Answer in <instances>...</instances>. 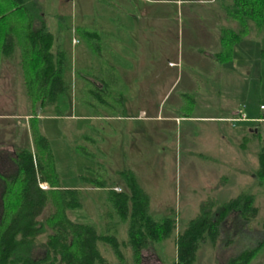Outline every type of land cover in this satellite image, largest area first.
<instances>
[{"label": "rangeland", "instance_id": "1", "mask_svg": "<svg viewBox=\"0 0 264 264\" xmlns=\"http://www.w3.org/2000/svg\"><path fill=\"white\" fill-rule=\"evenodd\" d=\"M38 1L49 29L52 32L64 29L61 41L68 57L63 79L68 90L57 96L60 111L30 103L18 68V49L6 57V69L14 73L16 82L5 86L10 94L0 96V124L14 121L18 126L13 130L0 128V172L13 169L11 155L17 146L11 148L10 139L33 149L28 118L37 113L39 128L47 137L53 154L58 184L79 190L80 207L67 209L66 214L76 221L92 222L98 230L104 221L115 218L104 202L106 189L78 180V174L86 172V165H96L91 157L73 149V144L78 142L85 144L108 177L119 181L115 171L130 168L148 195L149 213L153 217L174 218L172 232L143 250L141 259V264H170L175 254V233L188 218L198 213L199 204L207 199L221 202L240 191V188L231 190L227 185L221 188L217 178L222 172L239 171L242 167L231 153L238 151V127L230 129L229 133L214 131V127L228 122L200 117L193 120V112L198 116L222 114L233 108H241L248 116L262 112L258 111V103L264 99V30H249L233 44L231 56L218 61L209 51L214 50L209 47L213 46L211 37L200 35L202 30L194 26L193 33L191 31L189 22L192 23L193 18L186 15V10L193 9V3L148 2V11L142 13L135 5L137 14H131L122 11L131 0ZM235 24L236 30L238 23ZM75 25L93 26L113 35V38L103 37L101 45L102 60L107 66L104 77L114 78L115 72L126 89L122 104L111 110H92L80 101L83 79L76 75L75 69L91 67L94 73H99L101 62L75 33ZM197 47L199 50H195ZM3 59L0 55V65ZM189 75L194 78L190 80ZM9 112L13 113L9 116ZM130 112H138L142 119H128L126 115ZM162 114H168L169 119H159ZM241 114L244 115L239 112L233 117ZM88 122L100 127H96L97 133L93 135L96 146L79 137L84 123ZM231 122L237 124L240 120ZM261 122L264 128V121ZM127 124L137 136L133 135V130H130L131 135L130 131L125 132ZM110 128L118 129L113 145ZM228 134L232 135L231 141ZM227 141L235 145L229 152L222 147ZM236 179H232L230 185ZM122 186L119 182L113 187ZM251 192L258 208L255 217L240 223L235 213H230L215 241L206 239L200 243L191 264L223 262L240 246L263 236L264 194L260 186H253ZM52 208L46 203L38 218L45 217ZM48 231L46 229L45 233ZM45 233L36 239L34 256L43 252ZM116 235L118 239L126 238L124 224L118 227ZM97 246L109 264H115L109 247L101 242ZM122 251L130 262L129 248ZM253 261L264 263V248Z\"/></svg>", "mask_w": 264, "mask_h": 264}, {"label": "trees", "instance_id": "2", "mask_svg": "<svg viewBox=\"0 0 264 264\" xmlns=\"http://www.w3.org/2000/svg\"><path fill=\"white\" fill-rule=\"evenodd\" d=\"M224 11L238 23V28L221 29L220 49L212 56L218 61L229 58L233 44L249 30H264V0H231ZM73 29L101 62L99 73H94L91 67L75 69L76 75L83 79L80 101L92 110H111L122 104L126 88L119 76L114 72V78L104 77L107 66L102 60L101 45L103 37L110 34L89 25H75ZM63 31L61 28L53 33L49 29L38 0H0V55L9 56L18 49L22 81L30 103L55 111L61 110L57 96L68 90L63 79L68 57L61 41ZM256 117H264V113ZM39 119L37 113L28 118L33 149L13 148V169L0 172V264H109L98 249V242L109 247L115 264H141L142 251L172 232L174 218L169 215L155 218L149 213L148 195L130 168L116 170L119 180L116 181L98 166L97 158L85 144L77 142L73 149L96 163L86 165V172L79 173L78 180L106 189L104 202L115 218L104 221L99 230L92 222L71 219L66 210L80 207L79 190L58 184L53 154L47 137L39 128ZM249 122L253 128L251 136L257 141L252 184L221 202L202 201L198 213L176 231L175 254L170 264H191L200 243L206 239L214 242L230 213H235L240 223L249 222L257 214L251 191L253 186H260L264 194V128L261 121ZM96 133V127L88 122L84 123L79 137L96 146L93 136ZM41 182L47 187L42 188ZM119 182L123 186L117 190L113 186ZM46 203L52 205V210L38 218ZM122 224L126 238L118 239L116 233ZM262 224L264 226V219ZM46 229L49 231L45 233ZM43 233V252L34 256L36 239ZM126 247L130 250V262L122 251ZM263 248L264 234L253 243L240 246L217 264H264L253 261Z\"/></svg>", "mask_w": 264, "mask_h": 264}, {"label": "crops", "instance_id": "3", "mask_svg": "<svg viewBox=\"0 0 264 264\" xmlns=\"http://www.w3.org/2000/svg\"><path fill=\"white\" fill-rule=\"evenodd\" d=\"M131 1L132 2H128L126 4L129 8L125 7L124 8L125 10H122V11H124L126 13H131V14L136 13L137 14V10L135 8V5H136V6H138V11H141L142 13H144V12L148 11V2H153V3L165 2V1L172 2L173 0H131ZM175 1L176 2H178V1L182 2L183 1V2H189V3L195 4V7H193V9L186 10L187 11L186 15L192 16L191 18H193V20H191L192 23H190L188 20L189 25H192L190 27L192 33H193V26H194L195 28L202 30V33L200 35L205 36V37L206 36L211 37L210 44H212L213 46H210L209 44L208 45L210 48H214V50L212 51L211 49L210 50L208 48L207 49L210 52H212V55L220 49V43L218 40V36L220 34L221 29L225 27V28H230V29L235 30L234 26H236V24H235L236 22L233 23L234 20L228 18L225 14V11H224V7L230 5L231 0H175ZM201 4H206V5L203 6ZM229 24H232V26H229ZM112 36L113 35L110 33V37H112ZM214 41H215V44H213ZM195 50H199V47L195 48ZM2 57H4V59L2 60V63L0 65V67H1L0 68V73H1L0 74V91H1L0 96H5L6 94L11 93V92H9V88H7L5 86L9 85V84L11 85L12 83H15L16 78L14 77V75H13L14 73H12V71L10 72L6 69L5 65H6V60H7L6 57L7 56H2ZM193 61L198 62V59H194ZM201 62H203V61H201ZM18 68L20 69V66ZM194 68H197V66H195ZM4 69H6V70H4ZM12 75H13V77H12ZM192 77L194 78V75L193 76L189 75L190 80ZM262 102L263 101L258 103V111H262V112H257L256 115L250 114V116H248V114L245 113L241 108L240 109L239 108H233L230 110L228 109L227 112H224V113L222 112V114H220V113L205 114L203 116H198V114L193 112V120L200 117V118H208V119L212 118V119H215L217 121L219 120L222 122L223 121L228 122V124L226 123L225 125H218V128L214 127L213 128L214 131L219 132V131L223 130L224 132H228L230 129H232L234 127H236V128L238 127V129H239L238 130L239 133L236 134V136H237L236 140L239 141V142H237L238 143V145H237L238 151H231V153H232V155L233 154L236 155V158L239 161L238 163L242 167H240L241 169L239 171L228 170L226 172L220 173V175H218L217 178H219L218 183H219L221 188H224L227 185V188H231V190L238 191L239 188L245 189L248 185H251L252 181L254 180L253 166L255 163V151L257 149V141L255 138H252V136H251L253 128L250 126L249 121L257 118L256 116L258 114L264 113V111H263L264 109L260 108V105L262 104ZM140 111H142V110H140ZM239 112L244 113L245 119L240 120V122H238L237 124L232 123L230 120H227V119H220V118L233 117L234 115H236ZM9 113L10 114H7V113L6 114L10 116L13 112H9ZM99 115H100V117L102 116L101 114H99ZM251 115L253 117H251ZM126 117L128 119L130 118V120L142 119V117H138V112L127 113ZM169 117H168V114H164L163 116H159V119H165V118L169 119ZM143 118H145V117H143ZM246 119H249V121ZM17 126H18L17 122L15 123L14 121L4 122V123L0 124L1 130H4L6 128H11V130H13ZM96 127H97V129H100V127L98 125H96ZM109 127H110V125H109ZM20 130H19V132H20ZM109 130L111 132V143L113 145L114 142L118 138V129L117 128L116 129L110 128ZM124 130L127 133L130 130H133V128H131L130 124H127ZM129 133L131 135L132 131H130ZM133 135L137 136V133H135L134 130H133ZM29 137H30V135H29ZM227 137L230 139V141L232 140L231 134H228ZM230 141H227L226 143H224V145H222V147L228 148L227 149L228 152L230 151V148L232 146ZM8 142H10L11 148L16 147V146L29 148L26 146H20L19 143H16L13 139H10V141H8ZM229 143H230V145H229ZM234 146L235 145H233L232 147H234ZM193 164H194V162H193ZM236 177L238 180L236 179ZM232 179L233 180L236 179V181L233 183V185H230V181Z\"/></svg>", "mask_w": 264, "mask_h": 264}, {"label": "built area", "instance_id": "4", "mask_svg": "<svg viewBox=\"0 0 264 264\" xmlns=\"http://www.w3.org/2000/svg\"><path fill=\"white\" fill-rule=\"evenodd\" d=\"M260 108L261 109H264V103H262L261 105H260ZM227 120H230V121H235V120H243V119H245V115H243V114H241V115H239V116H237V117H227L226 118ZM254 120H257V121H264V117H260V118H255ZM42 188H45V185L44 184H39ZM115 189H119L118 187H114Z\"/></svg>", "mask_w": 264, "mask_h": 264}]
</instances>
